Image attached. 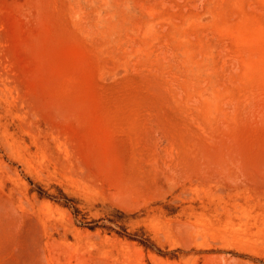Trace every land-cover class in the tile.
I'll return each instance as SVG.
<instances>
[{
	"label": "rangeland",
	"instance_id": "obj_1",
	"mask_svg": "<svg viewBox=\"0 0 264 264\" xmlns=\"http://www.w3.org/2000/svg\"><path fill=\"white\" fill-rule=\"evenodd\" d=\"M0 264H264V0H0Z\"/></svg>",
	"mask_w": 264,
	"mask_h": 264
}]
</instances>
